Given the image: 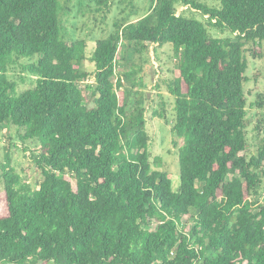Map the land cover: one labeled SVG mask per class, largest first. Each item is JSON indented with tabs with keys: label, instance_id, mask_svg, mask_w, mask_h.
<instances>
[{
	"label": "trees",
	"instance_id": "trees-1",
	"mask_svg": "<svg viewBox=\"0 0 264 264\" xmlns=\"http://www.w3.org/2000/svg\"><path fill=\"white\" fill-rule=\"evenodd\" d=\"M217 1L154 0L88 53L86 41L68 38L59 0H0V132L37 144L29 159L41 176L30 186L9 157L0 166V264H264V205L249 200L264 177L262 104L256 154L240 156L244 47L258 45L251 53L260 56L264 0ZM123 43L137 55L169 44L176 56L163 84L183 142L177 192L149 164L145 109L128 111L142 67L117 76ZM15 67L31 85L20 92ZM166 107L160 97L152 117L168 124Z\"/></svg>",
	"mask_w": 264,
	"mask_h": 264
},
{
	"label": "rangeland",
	"instance_id": "rangeland-1",
	"mask_svg": "<svg viewBox=\"0 0 264 264\" xmlns=\"http://www.w3.org/2000/svg\"><path fill=\"white\" fill-rule=\"evenodd\" d=\"M97 1L59 0V4L63 8L61 20L66 27L68 38L71 41H86L88 53L92 51L96 42L103 41L110 35L113 25L117 21L136 22L145 16L154 0H108L107 8H102V11H97ZM198 1L209 7H219L217 0ZM182 10V7H178L177 14ZM210 34L214 38L221 39L227 35L214 31H211ZM145 45L147 51L142 52L141 55L135 54L132 47L125 43L119 45L117 55L121 60L117 61L115 73L118 76L122 72L132 70L133 66L142 67V71L136 76L137 80L141 78L142 85L132 90L128 111H131L136 103L145 109L146 131L149 137L147 146L149 164L154 171H166L169 174L173 192H177L179 189L177 149L182 146L183 142L181 139H177L171 131L173 100L166 93L163 81L173 76V71L177 68L178 62L171 51V45L167 44L162 48ZM257 47L258 45L247 44L244 47L243 54L247 63L246 81L243 86L247 106L245 121L247 149L240 156L245 158L256 154L259 138L256 136L254 127L257 124L259 115L263 112L262 107L264 106V43L259 45L260 56L255 57L251 50H258ZM20 63L26 64L27 61L20 60ZM86 66L88 68L92 67L88 62ZM9 76L18 84L17 92L31 86L26 77L25 82L20 84L18 81V76H20L18 67L12 68L9 71ZM116 80V77H114L113 82L115 83ZM89 83L93 84V81ZM122 85L124 89L128 87L126 81H123ZM78 87L88 98L89 91L86 90L85 85L78 84ZM160 97L167 104L168 124L152 117V112L157 109ZM259 104H262V107H259ZM36 151L37 144L35 142H20L14 128H10L8 132H0V166L5 163V157H9L11 168L30 186H34L41 179L39 170L29 159V155ZM3 186L0 173V192H2ZM249 200L254 202L255 206L264 205V177L257 189V195L252 196ZM254 210H256V207H254ZM155 226L156 224L152 223L151 229ZM190 226L191 222H188L186 225L187 231Z\"/></svg>",
	"mask_w": 264,
	"mask_h": 264
}]
</instances>
